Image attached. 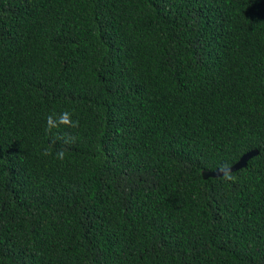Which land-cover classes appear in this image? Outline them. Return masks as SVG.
I'll list each match as a JSON object with an SVG mask.
<instances>
[{"label":"trees","instance_id":"obj_1","mask_svg":"<svg viewBox=\"0 0 264 264\" xmlns=\"http://www.w3.org/2000/svg\"><path fill=\"white\" fill-rule=\"evenodd\" d=\"M0 264H264V0H0Z\"/></svg>","mask_w":264,"mask_h":264},{"label":"clouds","instance_id":"obj_2","mask_svg":"<svg viewBox=\"0 0 264 264\" xmlns=\"http://www.w3.org/2000/svg\"><path fill=\"white\" fill-rule=\"evenodd\" d=\"M74 112L68 111L67 109L56 112L53 111L46 115V132L54 134L56 139L62 141L64 145H71L75 143L76 136L68 131H61L62 129H76L79 127V120L73 119ZM67 148L61 147L55 152V158L63 161L66 157ZM44 156H51L53 153L49 149H45L42 152ZM219 172L222 173L225 181H234L235 177L232 174L231 166L227 163L222 164L219 168Z\"/></svg>","mask_w":264,"mask_h":264},{"label":"water","instance_id":"obj_3","mask_svg":"<svg viewBox=\"0 0 264 264\" xmlns=\"http://www.w3.org/2000/svg\"><path fill=\"white\" fill-rule=\"evenodd\" d=\"M258 152V149H252L249 150L247 152H245L237 162H235L232 166H231V171L232 170H236L238 168L243 167L244 165H246L247 160L252 157L254 154H256ZM203 176L209 177V176H219L222 175V173L219 172V169H215V170H203Z\"/></svg>","mask_w":264,"mask_h":264}]
</instances>
